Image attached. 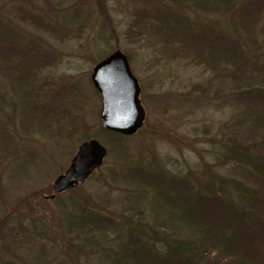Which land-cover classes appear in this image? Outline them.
<instances>
[{
	"label": "trees",
	"instance_id": "16d2710c",
	"mask_svg": "<svg viewBox=\"0 0 264 264\" xmlns=\"http://www.w3.org/2000/svg\"><path fill=\"white\" fill-rule=\"evenodd\" d=\"M71 1L55 0L63 8ZM73 8L52 24L31 11L0 12V156H19V127L57 134L64 143L84 129L83 83L58 75V53L34 32L21 33L19 24L55 38H77L93 15L79 5ZM103 18L109 25L108 16ZM130 29L157 42L156 51L210 69L211 81L221 83L218 92L235 114L210 143L213 160L185 175L152 162L146 167L142 160L125 162L119 170L113 166L111 177L129 183L135 197L127 211L102 210L103 203L96 205L81 185L50 201L34 195L35 205L59 202L57 221L67 234L57 237L62 248L68 246L67 262L61 264H82V259L88 264H264V0H136ZM210 85L200 92L210 95ZM25 107H32L36 118ZM106 133L115 153L126 151L123 141L129 137ZM32 212L18 214L19 230L38 242L48 236L47 222ZM11 234L9 243L22 247L24 237ZM8 247L0 239V264H22L4 256ZM30 254L33 260L44 257Z\"/></svg>",
	"mask_w": 264,
	"mask_h": 264
},
{
	"label": "rangeland",
	"instance_id": "374dc122",
	"mask_svg": "<svg viewBox=\"0 0 264 264\" xmlns=\"http://www.w3.org/2000/svg\"><path fill=\"white\" fill-rule=\"evenodd\" d=\"M70 3L63 8L55 0H0L2 14L11 13L14 16L20 12L28 15V11H31L47 18V22L51 24L63 14L68 15L77 5L83 7V13L93 15L83 34L69 39L55 38V35L44 33L29 23H19L21 33L34 32L44 45L52 47L54 53H58V75H68L81 81L86 90L83 101L84 129L75 132L73 140H65L64 143L59 136L56 137L57 134L48 136L35 130L27 132L19 127V156H0V239L4 245H9L4 256L22 264L23 261L25 264L67 262L64 254H68L65 251L68 246L62 248V238L67 233L61 231L57 221L61 214V209L58 210L57 207L59 202H39L35 205L33 199L36 194L43 195L49 201L56 197H48L53 193V182L68 168L84 137L100 140L108 148V155L101 168L86 182L77 186L81 185L84 191L90 192L96 205L103 203L102 210L111 211L115 215L119 212L113 211L121 212L131 208L135 204V197L129 195V183L111 177L113 166L119 170L124 168L125 162L142 160L146 167L152 162L161 167V170L185 175L191 168L213 160L210 143L218 139V131L235 114V108L225 102L222 93L218 92L222 87L221 83L211 81L214 73L210 69L189 57H176L156 51L160 49L157 42H150L130 29L136 0H72ZM106 15L110 20L109 25L103 18ZM116 50H121L126 55L130 53L133 58L130 66L139 81L140 100L146 111L142 128L132 136L125 135L129 137L123 141L126 151L117 153L114 151L113 138L106 133L110 130L100 124L102 95L91 80L94 67ZM36 83L39 85L41 82L36 80ZM91 84L99 95L93 91ZM209 85L212 88L210 95L200 92ZM27 110L29 115H35L32 107H25L26 113ZM62 125L63 122H60V126ZM59 135H63V132ZM109 149L114 152L110 153ZM77 186L63 193L71 192ZM34 206H37L38 211L33 213ZM30 212L34 217L47 222L43 228L47 230L48 236L42 237L38 242L25 236L23 232L26 230H19L18 214L29 215ZM42 220L38 224L39 229L43 224ZM149 221L152 223L153 219ZM12 232H18L19 237H24L22 247L9 243ZM59 233H62L61 240L57 237ZM66 241L67 237V244ZM31 246L30 253L42 252L45 258L33 260L28 252ZM82 264L88 263L82 259ZM89 264L101 263L93 261Z\"/></svg>",
	"mask_w": 264,
	"mask_h": 264
},
{
	"label": "water",
	"instance_id": "95a60500",
	"mask_svg": "<svg viewBox=\"0 0 264 264\" xmlns=\"http://www.w3.org/2000/svg\"><path fill=\"white\" fill-rule=\"evenodd\" d=\"M91 80L101 93L100 124L103 128L132 136L143 126L146 111L140 100V84L133 74L127 55L116 50L93 69ZM108 155V148L93 138L78 145L71 163L53 182V193L69 191L86 182L99 169Z\"/></svg>",
	"mask_w": 264,
	"mask_h": 264
}]
</instances>
